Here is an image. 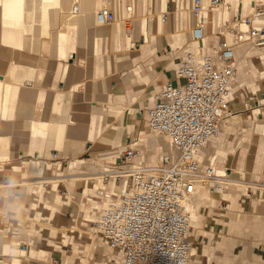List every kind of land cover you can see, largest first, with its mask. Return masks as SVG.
<instances>
[{
    "label": "crops",
    "instance_id": "0c3cea01",
    "mask_svg": "<svg viewBox=\"0 0 264 264\" xmlns=\"http://www.w3.org/2000/svg\"><path fill=\"white\" fill-rule=\"evenodd\" d=\"M16 1L22 6L14 7ZM188 1L135 0L128 20L121 0H92L90 8L88 0H0V140L7 141L6 155L0 148V264L16 258L19 264L111 261L113 251L91 233L88 217L103 195L93 192L90 177L134 138L143 162L162 151L157 140L143 137L146 110L155 91L176 81L179 57L192 41L207 49L225 42L234 59L243 57L238 80L252 86L236 88L237 111L251 105L257 91L261 97L264 78L251 65L264 72V41L234 45L226 31L238 11L249 15L251 0H234L229 9L220 4L221 26L215 9H205L206 37L199 40L193 17L192 24L186 18ZM104 4L117 16L110 25L96 20ZM151 15L146 41L144 17ZM222 64L217 56L216 66ZM238 128L224 167L245 179L238 185L252 181L257 189L249 196L236 187L224 192L233 209L217 222L214 211L203 210L215 196L201 195L200 232H190L199 264H264V120ZM244 235L253 237L250 243Z\"/></svg>",
    "mask_w": 264,
    "mask_h": 264
},
{
    "label": "built area",
    "instance_id": "2783aa9c",
    "mask_svg": "<svg viewBox=\"0 0 264 264\" xmlns=\"http://www.w3.org/2000/svg\"><path fill=\"white\" fill-rule=\"evenodd\" d=\"M125 1L131 0H121L123 9ZM221 2L210 0L207 8H216ZM251 3L249 15L243 17L238 11L235 25L226 28L234 45L264 41V4L256 0ZM223 5L229 9L230 5L225 2ZM204 10L203 0H194L190 10L194 20L191 30L197 40L205 37ZM116 19L106 5L96 12L98 23L110 25ZM243 24L247 27L243 28ZM198 47L179 57L176 81H169L155 91L152 105L146 110L147 131L152 136L167 138L168 149L146 163L142 161L139 138H134L98 174L107 185L125 184L129 190L127 194L111 192L107 206L92 222L95 237L105 241L122 264H189L196 247L190 235V206L198 187L215 196V203L203 208L216 213L214 222L233 209L224 192L236 187L240 196H249L257 189L252 181L241 187L243 184L237 182L242 179L245 182L242 176L233 177L227 167L224 173H219L211 164H204V157L200 156L204 144L221 133L224 121L233 114L231 101L243 57L234 59L225 42L208 49ZM217 56L223 61L221 66H216ZM245 110H256L258 119L264 116V90L261 98H254L253 105L246 104Z\"/></svg>",
    "mask_w": 264,
    "mask_h": 264
},
{
    "label": "bare ground",
    "instance_id": "6f19581e",
    "mask_svg": "<svg viewBox=\"0 0 264 264\" xmlns=\"http://www.w3.org/2000/svg\"><path fill=\"white\" fill-rule=\"evenodd\" d=\"M183 1L185 3V0H183ZM209 1L210 0H203V5H204V8L205 9H207V5H208ZM223 1L224 2L226 1V3L228 4L230 2H233L234 0H222V2H221L222 5H223ZM257 2H258V4H264V0H257ZM22 4H23L22 2L16 1L14 7L19 8V7L22 6ZM91 4H92V0H88V8L91 7ZM182 7H184V6L182 5ZM134 9H135V0L133 2L130 1L129 3L127 1H125V15L127 16V19L128 18H131L132 12H133ZM214 9H215L216 13L218 14V16L220 17V25L219 26H221V24H222V20H221L222 7H221V5H219V6H217ZM190 10L189 11L188 10L186 11L187 12L186 13L187 14L186 15V18H188V23L189 24H192V13H191ZM95 12H97V11H95ZM188 14H189V17H188ZM152 16L153 15H151V16H145L144 17L145 27H144V30H143V36H144V39L146 41L149 40V36H150L149 35L150 34V24H149V21L152 19ZM164 20H165V14H163V13L159 14V24H160V26H162ZM242 27L243 28H246L247 26L245 24H243ZM178 40H179V38H178ZM194 40H197V39H194ZM178 44L179 43H177V42L176 43H172V47L173 48H177L176 45H178ZM194 44H195L194 41H192L191 44H189V47L186 46L187 47V48L185 47L186 48V51L187 50H197L199 47H198V45L196 46ZM184 49H183V51H184ZM206 49H207V47H206ZM172 51L174 52V50H172ZM241 70H243V68H241ZM251 70H252L253 73H257L259 76H261L262 78H264V72L258 71L257 68H256V66L254 64L251 65ZM246 85L252 86V85H250L244 79H239L238 82L236 83V86L237 87H243V86H246ZM256 88L258 89L259 87H256ZM257 93H258V96L260 97V91H257ZM236 96H237V93L235 92L234 98L231 101V107H232V110H233V114H232L231 117H229L228 119H226L224 121L223 126H222V130H221V133L218 136H216L215 138H213L211 141L206 142L204 144V146L202 147V150H208V149L212 150L213 153L211 154L210 157H208V158H210L208 164H211L212 166H214L218 170L219 173H224L225 172L224 165H225V163L227 161L229 162L230 157H231V154L230 153L232 152V150L235 147V142L229 140L228 135L230 133H232V132H236L238 130V127H244V129H247L246 127H247V124H249V122H252L253 120H258V117L256 116V114H257V111L256 110H255V112H249V113L248 112H238L237 111V109H236L237 102L235 101ZM254 98H252V99L254 100ZM253 100H252L251 105L254 104ZM253 114L255 115V118L256 119H254V117L252 116ZM259 120H264V116L262 118L260 117ZM146 135H147V131L144 130L143 131V137L146 138ZM6 142L7 141H5V140H0V148H2L1 150L4 149V154H5V151L7 150V149L5 150ZM158 142L160 144H161V142L162 143H167V138H165L163 135H159L158 136ZM224 143L226 145L225 146V148H226L225 151H223V145H224ZM239 143H240V139L238 140L237 144H239ZM8 149H10V148H8ZM8 153H9V151H8ZM8 153H7V155H8ZM158 154H159V157H160L162 155V151L160 153H158ZM1 155L3 156V153ZM175 155H176V153H174V156ZM200 156L203 157L202 154ZM8 157H9V155H8ZM150 158L153 159L152 156H150ZM55 164H58V163H55ZM38 176H41V175H38ZM90 179H93V183H92L93 184V188H92L93 189V192L95 194H99V195L102 194L103 195V201L101 200L102 202L97 203V205L95 206V213H93L91 216L88 217L89 219L93 220L91 222H96V220H97V215L96 214H98L101 210H103V208H105V206H107V202L111 198L110 197L111 192L115 191V192H118V193H126L127 194L129 192V190L126 188L125 184H122V185H115V184L107 185L106 183H104L101 180L100 175L91 176ZM107 187H108V189H107ZM99 189H101L102 193H99L98 192ZM206 190H208V189L198 187V189L196 191V194H195V197H194V199H193V201L191 203V206H190V210H191V222H190L191 228H190V232H191L192 228H194L195 229L194 231L196 232L195 233L196 234V237H198V234L200 232V223H201V215L199 213L198 204H199V202L201 200V195L205 194L206 193ZM94 231H95V228H94ZM92 236L95 238V235L93 234V232H92ZM192 241H193V239H192ZM20 242H21V240H20ZM193 243H195V242L193 241ZM20 251H19V253H20ZM107 251L108 252H111V249L110 248H107ZM258 257L259 256H256V258H258ZM115 258L117 260V263L116 264H122V261H121V259H120L119 256L115 255ZM16 259L15 260L14 259L13 260L12 259H8L7 262H6V264H17V263L19 264L20 262H18V260H16ZM208 261H209V259H208ZM195 263L196 264H199V260H198V256H197V253H196V247L194 246L193 247V251H192V257H191V260H190L189 264H195ZM49 264H53V262L52 263H49ZM108 264H111V263H108ZM209 264H212V263H210V261H209ZM240 264H243V263H240Z\"/></svg>",
    "mask_w": 264,
    "mask_h": 264
},
{
    "label": "rangeland",
    "instance_id": "374dc122",
    "mask_svg": "<svg viewBox=\"0 0 264 264\" xmlns=\"http://www.w3.org/2000/svg\"><path fill=\"white\" fill-rule=\"evenodd\" d=\"M190 2H191V0H189L188 2H187V5H188V8L190 7ZM188 8L186 7V11L188 10ZM189 11V10H188ZM190 13V12H189ZM259 98H261V97H259ZM238 112H248V111H246V110H243V111H238ZM145 130L147 131V129H146V125H145ZM241 134H240V130H239V128H238V130L236 131V132H232L231 134H229L228 135V137H229V140H234L235 138H237V137H239ZM151 136V138H154L155 140H157L158 141V136H152L148 131H147V135H146V137H150ZM159 145H161L160 146V148H161V150L162 151H165L166 149H168V146L170 145V143H162L161 142V144L159 143L158 144V146ZM157 146V147H158ZM225 143H224V145H223V149H226L225 148ZM156 147V148H157ZM213 152H212V150H210V149H208V150H203V153H202V155H203V157H204V164H208L209 163V159L210 158H208V157H210L211 156V154H212ZM159 157V154H156V156L155 157H152L153 159H156V158H158ZM177 157V153H176V155L174 156V158H176ZM226 166V165H225ZM237 194V193H236ZM232 202V201H231ZM97 215V217H98V215H99V213L98 214H96ZM90 224H91V233L93 232V234H95L94 232V223H92V222H90ZM93 225V226H92ZM242 237H244L245 239H246V242H248V243H250V241L248 240V238H252L253 239V237H248V236H242ZM241 237V238H242ZM248 237V238H247ZM193 238V237H192ZM95 239H98L97 237H95ZM252 241V240H251ZM245 242V243H246ZM258 246H260V247H262V245H258ZM263 248V247H262ZM240 249H241V247H240ZM253 250H257L256 248H253ZM239 251V250H238ZM237 251V252H238ZM236 252V253H237ZM115 253H113V255H110L111 256V261H109L108 263H111V264H116L117 263V260H116V258H115ZM220 259H223V258H220Z\"/></svg>",
    "mask_w": 264,
    "mask_h": 264
}]
</instances>
